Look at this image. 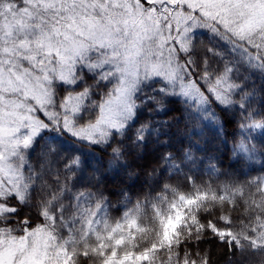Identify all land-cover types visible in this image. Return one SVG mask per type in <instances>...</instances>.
<instances>
[{
    "label": "snow or ice",
    "instance_id": "1",
    "mask_svg": "<svg viewBox=\"0 0 264 264\" xmlns=\"http://www.w3.org/2000/svg\"><path fill=\"white\" fill-rule=\"evenodd\" d=\"M0 264H264V0H0Z\"/></svg>",
    "mask_w": 264,
    "mask_h": 264
},
{
    "label": "trees",
    "instance_id": "2",
    "mask_svg": "<svg viewBox=\"0 0 264 264\" xmlns=\"http://www.w3.org/2000/svg\"><path fill=\"white\" fill-rule=\"evenodd\" d=\"M229 131H231V129H229ZM143 163H148V161H143ZM110 188H114V186L113 185H110L109 186ZM116 198L115 197H113V200H115ZM214 259H215V257H214Z\"/></svg>",
    "mask_w": 264,
    "mask_h": 264
}]
</instances>
